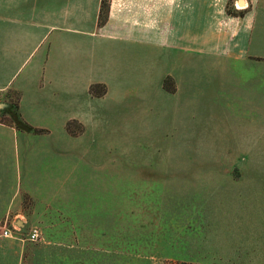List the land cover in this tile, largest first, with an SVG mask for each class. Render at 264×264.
<instances>
[{"label": "rangeland", "instance_id": "374dc122", "mask_svg": "<svg viewBox=\"0 0 264 264\" xmlns=\"http://www.w3.org/2000/svg\"><path fill=\"white\" fill-rule=\"evenodd\" d=\"M110 6L103 0L100 23ZM181 8L169 0L150 45L118 46L129 56L98 48L94 61L91 49L78 57L88 79L107 80L93 84L96 114L85 124L52 117L45 93L29 88L42 93L33 122L46 130L21 119L34 145L11 137L0 178L36 179L50 199L30 210L26 231L7 225L20 243L68 245L70 264H264V119L239 118L255 110L239 102L230 72L214 65L223 58L206 55L197 35L214 23H172ZM232 11L229 2L218 15ZM20 83L15 77L11 89ZM10 96L0 97L9 114L0 122L12 125L20 97ZM33 228L38 241L29 240Z\"/></svg>", "mask_w": 264, "mask_h": 264}, {"label": "crops", "instance_id": "0c3cea01", "mask_svg": "<svg viewBox=\"0 0 264 264\" xmlns=\"http://www.w3.org/2000/svg\"><path fill=\"white\" fill-rule=\"evenodd\" d=\"M229 2L235 15L223 18V14H218L226 11ZM102 4L103 0H0V97L9 103L10 93L17 92L19 116L29 125L46 130L33 122L41 117L34 111L39 108L35 98L42 93L27 95L29 88L45 93L49 114L56 119L85 124L94 118L93 100L98 98L91 93V88L95 83L107 85V80L93 75L88 79L86 64L78 57L91 49L94 61L98 48L105 54L129 56L130 53L118 46L150 45L152 24L165 22L169 0H111L105 23H100ZM176 4L182 8L176 11L172 23H214L202 37L197 34L203 40L204 52L223 58L222 64L214 65L230 72L233 88L240 90L239 102L247 104V110H255L246 111L239 118L263 120L264 0H176ZM202 10L208 13V18H203ZM153 12L158 14L153 16ZM78 51L80 54L72 57ZM15 77L21 83L14 90L11 87ZM88 80L91 85L87 84ZM83 91L87 93L85 101L81 97ZM7 115L0 111V119ZM33 135L17 129L15 124L0 122V151L7 150V144L13 141L11 137L20 139L25 148L33 146ZM35 181L26 179L24 184L23 179L0 178V226L14 221L26 231L34 215L30 210L40 200L50 199L48 191L40 190ZM20 242L24 239L0 237V264H22L24 254H27L26 261L29 260L27 264L71 263L70 255L67 258L64 255L68 245L51 241L38 243L36 247Z\"/></svg>", "mask_w": 264, "mask_h": 264}, {"label": "built area", "instance_id": "2783aa9c", "mask_svg": "<svg viewBox=\"0 0 264 264\" xmlns=\"http://www.w3.org/2000/svg\"><path fill=\"white\" fill-rule=\"evenodd\" d=\"M13 228L16 231L12 230L11 228H8L7 225L4 226V227L0 226V230H2V235L1 236L5 237V238H12L13 235H14V232L17 233L19 231L18 228H15V227H13ZM28 237H29V240H31V241H38V239L40 237L38 229H35V228L31 229Z\"/></svg>", "mask_w": 264, "mask_h": 264}, {"label": "trees", "instance_id": "16d2710c", "mask_svg": "<svg viewBox=\"0 0 264 264\" xmlns=\"http://www.w3.org/2000/svg\"><path fill=\"white\" fill-rule=\"evenodd\" d=\"M12 113H10V115H12L11 122L14 123L16 125V127H18L19 129L25 128V129L29 130V128L27 127V125L25 126V125L21 124V118L19 116L18 105H17V107L15 106V109L13 110Z\"/></svg>", "mask_w": 264, "mask_h": 264}, {"label": "water", "instance_id": "95a60500", "mask_svg": "<svg viewBox=\"0 0 264 264\" xmlns=\"http://www.w3.org/2000/svg\"><path fill=\"white\" fill-rule=\"evenodd\" d=\"M2 107H6V105L5 104H0V108H2Z\"/></svg>", "mask_w": 264, "mask_h": 264}]
</instances>
